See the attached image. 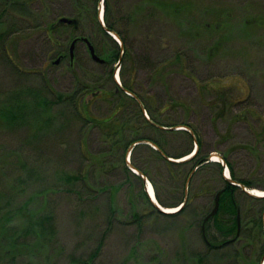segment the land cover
I'll list each match as a JSON object with an SVG mask.
<instances>
[{"label": "rangeland", "instance_id": "1", "mask_svg": "<svg viewBox=\"0 0 264 264\" xmlns=\"http://www.w3.org/2000/svg\"><path fill=\"white\" fill-rule=\"evenodd\" d=\"M11 1H0V245L15 230L39 244L34 261L16 264H234V252L248 260L238 264H256L264 235L248 243L259 202L237 198L239 237L231 246L212 252L202 237L222 188L214 166L189 181L183 211L164 214L120 159L135 139L155 140L170 155L186 150L180 135L142 122L130 98L141 99L146 116L187 124L200 138V156H223L264 192V0H99L98 24L118 32L120 44L76 0ZM79 1L93 11L92 0ZM77 36L101 59L117 55L120 63L99 64L78 43L70 65ZM119 104L116 120L105 123ZM84 109L97 121H84ZM131 154L147 165L163 201L182 200L181 169L166 170L146 148ZM79 171L84 179L76 182ZM49 214L54 234L23 232L30 216Z\"/></svg>", "mask_w": 264, "mask_h": 264}, {"label": "trees", "instance_id": "2", "mask_svg": "<svg viewBox=\"0 0 264 264\" xmlns=\"http://www.w3.org/2000/svg\"><path fill=\"white\" fill-rule=\"evenodd\" d=\"M1 1V0H0ZM2 1H6V0H2ZM22 1V0H19ZM17 0V2H13L11 1V4L13 5H17L20 7H24L25 5L29 4V0H23L22 2H19ZM94 2V9L93 11H91V8L89 9L88 7H84V5H81L79 0H76V2H74V6H80L81 9V13L85 14L86 12L91 13L92 18L97 22V18H96V14H97V7H98V2L99 0H92ZM91 2V0H90ZM2 4H4V2H1ZM89 13V14H90ZM251 25H253L255 22H250ZM99 25V24H98ZM99 27L101 28V26L99 25ZM102 29V28H101ZM108 29L110 31H114L116 34H118L119 38L121 39L120 35L118 32H116L112 27H108ZM103 31V29H102ZM53 33V32H52ZM51 39V36L50 38ZM52 43L54 42V40L51 41ZM54 44V43H53ZM118 47V46H117ZM1 49L5 51V48L1 46ZM118 49H120L118 47ZM3 51V52H4ZM114 56V55H113ZM112 56V59L110 60V57H106L105 58H109V60L107 61V63L109 64L112 61H118V56L116 55L115 58ZM107 65V64H106ZM112 73H113V69H111L108 73V76L111 78L110 80L113 82L112 79ZM115 88H117V85L115 82H113ZM121 106V104L117 105V107L115 108V111L112 112L111 117H108L105 119V123L109 122V121H114L116 119H114L116 117V114L118 113L119 107ZM137 112L139 114V116L143 119L142 122L144 124H147L152 130H154L155 132L158 133H170V134H174V135H180V137H182V139H184V141H186L187 147L186 150H184L183 152L179 153V154H175V155H170L169 153H167L165 151V149L163 148L162 144H159L158 142H156L155 140H147L148 142L152 143L155 147L156 150L152 149L150 146L146 145V144H138L135 146V148L132 150L133 151L138 148H146L147 151L150 153V155L152 157L155 158V160L158 162V164L160 165H165L166 170L169 171V169L173 168H179L183 171V175H182V182H183V186L185 184L186 179L188 178V176L190 175V173L197 168V170L194 172L193 177L196 176V174H198L199 172H203L204 170H206L207 168L214 166L216 168V173H217V181L220 182L222 184V188H220L219 190H222V193L220 194L219 197V207H218V211L217 213L209 219V221L206 223L205 225V241H206V245L207 248L209 250H211L212 252L215 251V249H219L221 248L224 243L226 241H228V246L232 245V239L235 238L236 236V232H237V220L238 217L240 215V206L237 202V198L238 197H246V198H251L257 202H259V208L257 211V215L256 217L253 219L252 223V232L253 235V239L252 241H250L248 244L251 245H255L256 242H258V238L260 236L264 235V222H263V212H264V197L263 198H255V197H251L249 195H247L243 190L242 187H245L247 189H254L256 188V186H254L250 181L246 180L245 178L239 176L236 174L232 164L230 162L227 161L226 158H224L223 156H221V158L224 160L225 165L229 171V175H230V180H226L223 177V167L221 166L220 163H216V162H210L209 161V156L210 154H206L203 156H200V149H201V141L199 136L196 134V132L193 130L192 133L185 131V130H169L170 128H176L179 126H188L187 124H166V123H162L156 119H154L153 117H149V120H146L142 114L143 110H146V112H148L149 110L146 108L145 105L143 104H139V103H135ZM120 111V110H119ZM10 115H12V119L15 118V115L13 113L10 112ZM81 116L84 118V121H97V120H93L91 117V112H89L88 110L84 109L83 114H81ZM4 118H6V114L4 115ZM165 128V129H162ZM143 139H135V140H131L130 142H128L126 145H124V152L121 155V165H122V170L125 172H129L128 166L125 162V158H126V153L127 150L129 148V146H131L133 143L138 142V141H142ZM195 143L197 144L198 150L197 152L188 160L185 161H181V162H170L167 161L161 154L160 152H162L167 158H173V159H181L185 156H188ZM202 153V152H201ZM131 157L132 154H131ZM131 165L137 170L139 171L141 174L145 175V177L149 180V182L151 183L154 192H155V198L156 201L159 203V205H161L164 208H174L176 206L179 205V203H181L183 201L184 195L182 197V200H178L177 202H173V203H167L165 201H163L161 199V197L158 194V187L156 186V184L154 183V181L148 177L149 175V168H147V165L144 166L141 164L139 165V163L132 161L131 158ZM187 165H190L187 167ZM187 167V168H186ZM26 173V172H25ZM81 171H79L78 173L75 174V176H73L71 179L76 181V182H81L80 176L82 175L83 177V173L80 174ZM134 175V174H133ZM136 176V175H134ZM138 179H140L138 176H136ZM192 178H191V182H192ZM70 177L65 178V180L69 181ZM84 179V177H83ZM141 180V179H140ZM232 183H236L235 185ZM142 184V183H141ZM241 185L240 186H238ZM192 185V183H191ZM80 188H84L87 189L86 184H82V187ZM88 190V189H87ZM89 191V190H88ZM218 191V190H217ZM216 191V192H217ZM215 192V194H216ZM142 197H144V199L146 200V202H148V204L154 209L155 212L160 213L150 202L146 192L144 191L143 188V184H142ZM184 194V192H183ZM214 194V196H215ZM187 205V203L185 204ZM184 207L181 209V211L184 210ZM164 215V214H163ZM52 214L49 215H40L36 218L33 216H30V218H32L31 221L28 222V227L26 230H24L23 232L27 233L29 231H33V233L35 235H38V231L40 230V235H43L45 233V235L47 236V234H54V228L53 226L50 224L52 221ZM3 217H1L0 215V221L2 220ZM10 217H8L6 219V221L9 219ZM13 221H11L12 223ZM12 225V224H11ZM14 229L13 226L11 227V230ZM17 229V228H16ZM257 229V230H256ZM10 230V231H11ZM15 230V229H14ZM240 230V229H239ZM18 230H15L14 233H16ZM14 233H12L11 235L7 236V235H3V237L1 239H3L2 241H4V244L0 245V264H16L17 259H21V258H27L30 261H34L35 260V256H37L36 254V249L39 247V244H37L36 242L34 244H30L28 242H26L24 239V237L22 236H17L14 235ZM249 237H251L250 234H248ZM45 236V238H46ZM239 237V235L235 238V240L237 241V238ZM226 247V246H224ZM202 258L200 255L196 258H194L196 260L197 263L202 262ZM243 260V262H247V258H242L241 256L238 255V263L239 261ZM85 261L82 259H75L73 260V263H80V264H85ZM29 264V263H27Z\"/></svg>", "mask_w": 264, "mask_h": 264}, {"label": "water", "instance_id": "3", "mask_svg": "<svg viewBox=\"0 0 264 264\" xmlns=\"http://www.w3.org/2000/svg\"><path fill=\"white\" fill-rule=\"evenodd\" d=\"M59 23H64V24H68V25H69V24L72 23V20H69V19H67V18L62 17V18L59 19ZM105 29H106L107 32L109 33V30H108L107 28H105ZM112 34H113V33H112ZM113 35L116 36L115 34H113ZM115 38H116V37H115ZM78 41H81V42H83V43L85 44V47H86L87 53H88V55L90 56V58H91L93 61H95V62H97V63H99V64H102V63L104 62L103 59H101L100 57H98V56L96 55L93 46L91 45V43L88 41L87 38H81V39H77V38H76V39H74V40L71 41V43H70V45H69V48H68V53H69L70 63L73 62V58H74V48H75V45H76V43H77ZM116 41L118 42L119 40L116 39ZM118 43H119V42H118ZM120 46H121V45H120ZM59 60H60V59H57V60L55 61V63H58ZM119 61H120V60H118V62H117L118 64L120 63ZM117 83H119V82L117 81ZM119 85H120V84H119ZM162 129H165V128H162ZM172 129H174V130H187L188 132L192 133L187 127H184V126H181V127L179 126V127H176V128H170L169 130H172ZM138 144L151 145V146H153L154 149H156V147H155L152 143H150V142H148V141H146V140H142V141L135 142L134 144H132L131 146H129V148H128V150H127V154H126V160H125V162H126L128 168H129L134 174H136L138 177H140V178L143 180V186L145 185V186H144V188H145L144 190H145V192H146V194H147V196H148V198H149L151 204H152V205H153L158 211H160L161 213L169 214V213H171V212H166L165 210H167V209H164L163 207L159 206V205L157 204L156 201H153V200L151 199V197H150V195H149V192H148V190H147V186H146L147 180L145 179V177H144L139 171H137L135 168H133V167L130 165V161H129V159H128L127 156H129V154H130L131 150L133 149V147L136 146V145H138ZM197 150H198V147H197V144L195 143V148H194V150H193V152H192V154H191L190 157H192V156L197 152ZM160 154H161V155H162L167 161H170V162H180L179 160H176V159L167 158L162 152H160ZM213 156H214V157L216 156L217 158H220L217 154H213ZM216 157H215V158H216ZM186 159H187V158H186ZM210 159L212 160V158H210ZM215 161L220 162L221 165H222V167H223V169H225V163H224L221 159H220V160L217 159V160H215ZM194 171H195V169L190 173V175L188 176V178H187V180H186L185 190H184V200H183V202H182L180 205H178V207H177V209H176V212L180 211V210L183 208V206L185 205L186 201H187V194H188V192H187L188 190H187V189H188V183H189V181H190V179H191V177H192ZM223 177H224L226 180H229V179H230L225 173H223ZM238 186L241 187V185H239V184H238ZM242 190H243L246 194H248V195L255 196V194L252 193L253 190H252V191H251V190H247L245 187H242ZM221 192H222V191L217 192V194L215 195L214 207H213L212 211H211L209 214H207V215L205 216V218L203 219L202 226H201L203 236H204V231H205V223H206L211 217H213V216L215 215V213L217 212V210H218L219 196H220ZM227 243H228V241H226L224 244H227Z\"/></svg>", "mask_w": 264, "mask_h": 264}, {"label": "flooded vegetation", "instance_id": "4", "mask_svg": "<svg viewBox=\"0 0 264 264\" xmlns=\"http://www.w3.org/2000/svg\"><path fill=\"white\" fill-rule=\"evenodd\" d=\"M103 32H105V28H104V27H103ZM80 37H83V36H77V37H75V38L80 39ZM75 38H74V39H75ZM74 39H73V40H74ZM78 43H81V41H78V42L76 43V46H77ZM76 46H75V48H76ZM107 61H108V59L105 58V64H108ZM126 89H127V88H126ZM122 94H123V95H126V94L124 93V91H122ZM137 98H138V97H137ZM139 99H140V98H139ZM130 100L133 101L134 103H137V102H136L137 100H136L135 98H130ZM140 102H141V104L144 105V101H143V100L140 99ZM208 221H209V220H208ZM208 221H207V222H208ZM207 222H206V223H207ZM206 223H205V224H206ZM237 228H238V224H237ZM238 234H239V232H238V230H237L235 236L237 237ZM236 237H235V238H236ZM235 238L232 239V240H233V241H232V244H234V242H236ZM227 244H228V243H227ZM225 245H226V244H224L223 246H225ZM223 246H222V247H223ZM233 260H234V264H238V254H236V252H234ZM256 264H264V250H263V254H262V255L260 256V258L256 261Z\"/></svg>", "mask_w": 264, "mask_h": 264}, {"label": "bare ground", "instance_id": "5", "mask_svg": "<svg viewBox=\"0 0 264 264\" xmlns=\"http://www.w3.org/2000/svg\"><path fill=\"white\" fill-rule=\"evenodd\" d=\"M212 160H216V159L213 157ZM147 190H148V192H149V195H150L151 199H152L153 201H155L154 190H153L152 186H151L149 183H147ZM252 193L255 194V195H257V196H262V195H264V192H260V191H256V190L252 191ZM165 211H166V212H171V213H172L173 211H175V209H167V210H165Z\"/></svg>", "mask_w": 264, "mask_h": 264}]
</instances>
